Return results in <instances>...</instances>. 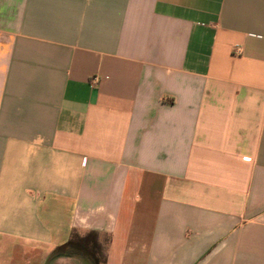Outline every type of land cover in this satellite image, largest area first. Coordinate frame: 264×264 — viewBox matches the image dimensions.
Segmentation results:
<instances>
[{
  "label": "crops",
  "instance_id": "obj_1",
  "mask_svg": "<svg viewBox=\"0 0 264 264\" xmlns=\"http://www.w3.org/2000/svg\"><path fill=\"white\" fill-rule=\"evenodd\" d=\"M0 264H264V0H0Z\"/></svg>",
  "mask_w": 264,
  "mask_h": 264
}]
</instances>
